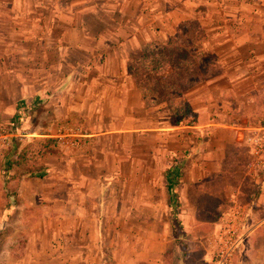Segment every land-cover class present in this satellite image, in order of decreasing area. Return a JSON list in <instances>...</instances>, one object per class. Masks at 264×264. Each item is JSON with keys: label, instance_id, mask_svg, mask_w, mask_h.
I'll return each mask as SVG.
<instances>
[{"label": "crops", "instance_id": "crops-1", "mask_svg": "<svg viewBox=\"0 0 264 264\" xmlns=\"http://www.w3.org/2000/svg\"><path fill=\"white\" fill-rule=\"evenodd\" d=\"M189 20L203 26L206 37L198 48L212 58L217 73L185 93L196 122L176 125L164 105L146 107L127 62L142 46L166 42ZM261 90L264 0H0V119L18 117L27 103H41L57 134L60 121H68L64 131L78 137L74 147L86 146L83 165L101 164L97 153L108 139L118 137L122 145L126 136L131 150H137L144 129L154 145L160 143L150 149L156 166L164 165L157 149L171 158L181 152V138L186 148L187 128L214 139L225 133L227 145L236 146L244 128L262 123L248 121L262 105ZM130 165L135 179L138 158L131 157ZM81 179L99 182L101 177ZM65 210L71 214L65 229L87 228L78 220L86 206L68 203ZM64 243L72 252L56 255L60 264L106 262L100 250L90 248L93 238L72 236ZM31 258L20 254L16 260L27 264ZM161 261L155 264H165Z\"/></svg>", "mask_w": 264, "mask_h": 264}, {"label": "rangeland", "instance_id": "rangeland-1", "mask_svg": "<svg viewBox=\"0 0 264 264\" xmlns=\"http://www.w3.org/2000/svg\"><path fill=\"white\" fill-rule=\"evenodd\" d=\"M260 97L251 124L264 120V90ZM24 106L17 118L0 119L6 132L16 130L0 150V264H23L20 254L32 257L27 264H60L54 257L72 252L64 243L72 236L95 239L90 248L100 250L103 264H155L163 256L166 264H264V165L250 170L243 141L228 146L225 133L214 139L187 128L186 148L181 138V152L170 158L144 129L137 150L126 136L122 145L118 137L102 142L95 167L83 165L86 146L55 136L44 105ZM67 125L60 121L62 134ZM157 146L162 166L150 155ZM131 157L139 160L135 179ZM167 162L182 173L174 208L165 188ZM96 174L99 182H82ZM68 203L86 206L78 220L87 228H64Z\"/></svg>", "mask_w": 264, "mask_h": 264}, {"label": "trees", "instance_id": "trees-1", "mask_svg": "<svg viewBox=\"0 0 264 264\" xmlns=\"http://www.w3.org/2000/svg\"><path fill=\"white\" fill-rule=\"evenodd\" d=\"M205 37L204 28L198 21H184L166 42L153 41L142 46L127 62L128 73L141 90L146 107L164 105L171 122L176 125L196 122L197 115L185 99V93L217 73L212 58L198 48ZM181 175L177 168H169L165 173L172 208ZM173 217L176 226L175 212ZM166 258L163 256L165 264Z\"/></svg>", "mask_w": 264, "mask_h": 264}, {"label": "built area", "instance_id": "built-area-1", "mask_svg": "<svg viewBox=\"0 0 264 264\" xmlns=\"http://www.w3.org/2000/svg\"><path fill=\"white\" fill-rule=\"evenodd\" d=\"M16 128V126H14ZM16 130L6 132L4 125L0 122V150L9 145L11 136H16ZM59 140L67 145H71L78 141V137L75 133H60L55 135ZM242 141L247 147L249 156L248 166L250 170H255L264 165V123L254 124L247 126L243 130L241 137ZM264 211V203L262 207Z\"/></svg>", "mask_w": 264, "mask_h": 264}]
</instances>
